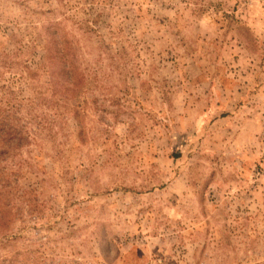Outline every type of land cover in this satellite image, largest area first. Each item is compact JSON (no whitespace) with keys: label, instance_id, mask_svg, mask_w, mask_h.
<instances>
[{"label":"rangeland","instance_id":"1","mask_svg":"<svg viewBox=\"0 0 264 264\" xmlns=\"http://www.w3.org/2000/svg\"><path fill=\"white\" fill-rule=\"evenodd\" d=\"M3 52L37 134L0 264H264V0H0Z\"/></svg>","mask_w":264,"mask_h":264},{"label":"trees","instance_id":"2","mask_svg":"<svg viewBox=\"0 0 264 264\" xmlns=\"http://www.w3.org/2000/svg\"><path fill=\"white\" fill-rule=\"evenodd\" d=\"M54 29L55 30L47 28L46 30V45L43 48L44 54L41 57L43 60L42 66L50 76V81L53 87L51 89L52 94L65 97V80L67 79V63L65 60L66 38L64 34L58 32V27H55ZM2 56L4 59L0 58V61L6 63L4 66L9 69L11 65H8V59H6L7 56L5 55V52L2 53ZM25 68L29 71V73H33L30 65L25 66ZM8 73V71L6 72L0 69V162H6L10 157L15 158L19 151L30 143V138H35L37 134L36 131L32 134L28 127L29 124L37 118V115L33 112V110L30 109L26 113L28 115H32V121L26 118V116L21 115L23 110H25V106H23V101L20 99L19 90L17 88L20 87L22 77L13 73L8 75ZM62 97L58 98L60 99ZM49 128H52V126H49ZM13 165H15L14 162ZM6 173L2 170L0 174V181L3 188L15 189L16 186L14 187L13 185L6 183ZM10 191L11 190L8 189H3L2 191L1 189L0 195L4 198V196L11 195ZM7 206L11 210L14 208L12 199H9V203L7 205L4 204L3 207H0L1 231L5 229L7 230L11 222L14 221V215L12 212L10 210H5Z\"/></svg>","mask_w":264,"mask_h":264}]
</instances>
